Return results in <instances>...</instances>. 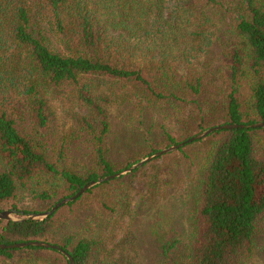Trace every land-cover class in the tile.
I'll list each match as a JSON object with an SVG mask.
<instances>
[{
    "label": "trees",
    "instance_id": "trees-1",
    "mask_svg": "<svg viewBox=\"0 0 264 264\" xmlns=\"http://www.w3.org/2000/svg\"><path fill=\"white\" fill-rule=\"evenodd\" d=\"M126 104L138 120L148 108L174 113L166 148L211 127L264 122V0H0V213L18 218L0 220V244L47 242L75 264H138L127 250L138 242L139 204L163 207L177 194L192 214L177 263L246 264L264 220V128L216 131L31 219L157 152L110 158V111ZM61 109L89 136L90 165L68 161L75 128L47 147ZM181 243L163 241V264ZM0 264L69 261L52 248H0Z\"/></svg>",
    "mask_w": 264,
    "mask_h": 264
},
{
    "label": "rangeland",
    "instance_id": "rangeland-1",
    "mask_svg": "<svg viewBox=\"0 0 264 264\" xmlns=\"http://www.w3.org/2000/svg\"><path fill=\"white\" fill-rule=\"evenodd\" d=\"M240 99L245 106H248V102L251 99L249 80L243 82ZM76 112L83 113L82 110H76ZM66 118H69V120L66 121ZM75 118L67 110L61 109L56 112L53 126L46 132L47 136L44 138V141L47 147L51 149L56 142L57 136L70 131L71 128H75V140L68 147L67 156L69 162L82 168L84 164L90 165L91 141L86 132L81 130ZM110 119L112 130L109 134L108 142L111 147L110 158L114 162L130 163L132 159H138L137 157L141 154L149 155L154 150L158 152L167 149L166 145L163 144L165 138L164 128L173 135L177 133L178 129L174 113L170 110L163 111L148 108L145 110L144 117L138 120L134 117L133 106L126 104L111 108ZM136 159L134 162H136ZM176 196L177 194L170 197L169 201L163 204L165 205L163 207L160 204H139L141 205L139 209L140 214L137 213V216L134 217L138 242L135 246L131 247V251L127 250L128 259H133L137 255L138 264H163L160 256L163 241L166 242L179 238L182 240L179 247L180 251L178 250L166 263L178 264L177 262L186 253L184 249L189 230L188 217L192 214L188 212L189 206H186V204L182 206L181 202L176 199ZM21 203L26 207L31 205L27 191L22 192ZM160 211L167 216L168 220L172 219V225L158 220L160 216L157 214ZM87 215L88 212L82 213L77 218L74 224L76 230L83 231L87 228ZM13 219L17 220L18 218L14 215ZM156 225L159 228H155ZM94 262L95 264H106L100 256H97ZM131 262L133 263L134 260H131ZM246 264H264V220L259 224L256 235L255 254Z\"/></svg>",
    "mask_w": 264,
    "mask_h": 264
},
{
    "label": "water",
    "instance_id": "water-1",
    "mask_svg": "<svg viewBox=\"0 0 264 264\" xmlns=\"http://www.w3.org/2000/svg\"><path fill=\"white\" fill-rule=\"evenodd\" d=\"M235 128H254V129L264 128V122H260V123H256V124H252V125H237V124L230 125V124H226V125L211 127L209 129L189 138L188 140L181 142L178 145H174V146H171L167 149L158 151L155 154H153V155H151L145 159H142L141 161L133 164L131 167L125 169L123 172H119V173H116L114 175L99 178L97 181L90 182L89 184H87L83 188H81L74 196H71L69 198H65L62 201H60L59 203H57L51 210L44 212V213H41V214H32L31 219H42V218L49 217V216L53 215L62 206L79 199L88 190L96 187L99 184H102V183L110 181L112 179L121 177L122 175L129 174V173L133 172V170L142 167L144 164L151 162L152 160H154L158 157H161L163 155L177 151L178 149L184 147L185 145H187L189 143H193L195 141L203 140L216 131L230 130V129H235ZM13 216H14L13 212L3 211L0 213V220H8V221L14 220V221H16L15 219H13ZM24 247L52 248V249H55V250L61 252L63 255H65L69 261V264H75L73 257L71 255H69L68 253H66L65 250H63L59 246L52 245V244L47 243V242L31 241V242H27V243L22 242V243H17V244H12V245H1L0 244V248H2V249H15V248H24Z\"/></svg>",
    "mask_w": 264,
    "mask_h": 264
}]
</instances>
